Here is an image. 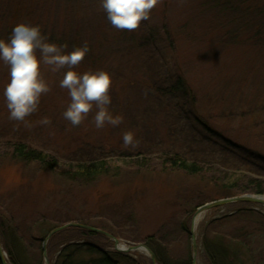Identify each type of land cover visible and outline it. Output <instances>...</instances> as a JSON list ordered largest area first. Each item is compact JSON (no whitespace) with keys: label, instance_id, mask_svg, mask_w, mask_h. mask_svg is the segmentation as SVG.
Masks as SVG:
<instances>
[{"label":"rangeland","instance_id":"rangeland-1","mask_svg":"<svg viewBox=\"0 0 264 264\" xmlns=\"http://www.w3.org/2000/svg\"><path fill=\"white\" fill-rule=\"evenodd\" d=\"M163 2L149 20L128 31L111 26L99 0H0L6 27L16 16L14 8L52 43L62 41L57 33L67 34L71 44L86 41L90 51L80 65L86 72L93 65L110 73V111L123 117L118 127L98 130L93 108L73 127L63 117L68 91L59 86L68 69L53 73L41 66L50 91L27 124L12 121L2 95L9 70L0 63V225L18 263L63 264V235L50 234L76 224L128 248L147 247L168 264H193L191 232L200 209L246 197L264 200V23H245L242 16L237 23H212L205 0H171L167 9ZM252 6L264 2L253 0ZM167 32L176 38L174 49ZM181 79L194 101L170 92ZM45 117L50 124L40 123ZM128 131L138 143L126 149L122 136ZM16 143L56 157L61 167L46 171L36 163H17L7 156ZM174 158L197 163L202 171L179 172ZM91 163H105L107 173L89 181L67 178V167ZM259 187L263 194L254 192ZM232 210L221 207L213 216ZM211 214H203L195 227L198 264H209L202 224ZM207 234L208 243L221 242L236 252V264H264V219L227 216ZM91 241L115 247L110 239ZM131 256L152 264L148 251ZM70 258L90 264L98 256L81 252Z\"/></svg>","mask_w":264,"mask_h":264},{"label":"clouds","instance_id":"clouds-1","mask_svg":"<svg viewBox=\"0 0 264 264\" xmlns=\"http://www.w3.org/2000/svg\"><path fill=\"white\" fill-rule=\"evenodd\" d=\"M107 21L117 30H136L160 0H99ZM66 44L52 43L44 36L38 25L19 23L13 27L7 39L0 38V63L8 67V83L3 87V99L12 121L28 123L27 117L36 113L41 99L49 91V85L41 73V66L51 72L62 69L59 86L68 91L70 103L63 112L65 120L73 127L81 125L95 108L93 122L96 129L106 125L118 127L123 122L121 115L110 111L112 79L105 70H89L83 74L72 69L77 67L89 53L85 41L82 46L67 51ZM38 53V55H37ZM40 123L50 124L45 117ZM124 148L136 147L138 141L132 131L122 136Z\"/></svg>","mask_w":264,"mask_h":264},{"label":"trees","instance_id":"trees-1","mask_svg":"<svg viewBox=\"0 0 264 264\" xmlns=\"http://www.w3.org/2000/svg\"><path fill=\"white\" fill-rule=\"evenodd\" d=\"M262 2H264V0H262ZM170 3L171 0H165V2H163V8L167 9L170 6ZM252 3L253 0H205L203 8L209 10L210 13H213L211 18L212 23H235V22L237 23V21L241 18V16L244 19H247L245 23H264V6L253 7ZM7 4L8 6L11 5L9 1L5 3V6H7ZM10 8H12V6H10ZM10 8L8 10H10ZM12 10L14 15L16 14V16L12 21H10V24L7 25V27L4 24V21L0 17V38L7 39L10 36L13 27L19 23H27L30 25H35L33 22H29L25 17L21 18L22 16L17 12V9L13 8ZM7 12L9 13L10 11ZM164 28H167V26H165ZM257 29L258 26L255 28L252 27L254 33H251V35L254 34V36H252L254 38H259V35L257 34ZM224 33L225 34L227 33L225 29L223 30V34ZM42 34L44 35V33ZM57 37L59 39L62 38V41L57 42L58 45L66 44L68 46L67 51L69 52L74 47L79 46L77 44L68 43L65 40L68 39L67 37H69L67 34L57 33ZM164 37H166L167 44L170 45L172 49H174L173 46L175 47L176 38L175 37L173 38V36L169 32H167V34L164 35ZM93 63L95 64L94 61ZM80 64L77 67H75L74 70L76 72L83 74L86 71ZM42 67H44V65H42ZM89 70H95L93 68V65ZM170 90H171L170 92L172 91H176L178 93L183 92L187 94L192 101H194L195 97L192 93V90L189 87H187L186 83L183 82L182 79L178 81L177 85L172 87V89ZM7 152H8L7 153L8 157L10 156L12 160H15L17 163L20 164L36 163L38 165L43 166V168L46 171H55L61 167L56 157L49 156L47 153L38 150L36 148H33L27 144L16 143L10 145L8 147ZM260 157L261 159L264 160L263 155H260ZM171 164H173L174 169L188 175H198L202 171L199 169L200 166L197 163L194 162L190 163L182 159L174 158L172 159ZM105 165H106L105 163H91L89 165L87 164L78 165L74 168L67 167L66 169L69 170L67 173V178H69L71 181L93 180L98 176L105 175L107 173V167ZM261 190L262 189L260 190L257 189L254 192L258 194H263V191ZM251 206H252L251 204H246V203H234L227 205V207L229 208L239 209L237 215L252 214L258 216L259 218L264 219V216H262L260 213H257L254 210L250 209L249 207ZM220 222H223V219L211 220L208 225L204 226L205 231L202 242L204 249V260L209 264H236L235 262L236 252L231 251V249L224 247L223 243L221 242L208 243L207 233L214 225ZM187 228H188L187 230H189L190 232L191 227H187ZM0 230H1L0 237L2 240V245L9 257L8 259L10 264H20L15 259L16 253L15 252L13 253V249H12L13 247H10L9 245L11 239L5 234V230L1 225H0ZM58 235H63L62 237L64 240L62 242L63 247L59 255V258L61 257L62 259H64L63 264H76L71 260L72 258L70 257H73L74 254L81 252H86L91 255L98 256V259H96L90 264H117L116 262H122V261L129 262V264H144L141 260H135L123 253L106 248L105 246H103L104 243L103 244L93 243L91 239L93 240V239L101 238L107 240V238L104 235L95 233L93 231L80 229V228H69L67 230L61 231L55 236ZM13 246L14 249H17L16 244L14 242H13ZM154 256L156 257L158 264H168L164 259H160V256L158 254L154 253ZM186 264H190V262Z\"/></svg>","mask_w":264,"mask_h":264},{"label":"water","instance_id":"water-1","mask_svg":"<svg viewBox=\"0 0 264 264\" xmlns=\"http://www.w3.org/2000/svg\"><path fill=\"white\" fill-rule=\"evenodd\" d=\"M236 202H240V203H254V204L264 205V200L263 199H255V198L246 197V198L228 200V201H223V202H219V203H215V204L208 205V206L204 207L203 209H200L199 214L201 212H205V211L211 210L213 208H218V207H221V206H224V205H228V204H231V203H236ZM68 228H84L86 230L93 231V232H96V233H100L101 234V231H98L97 229H93V228L88 227V226L73 224V225H68V226H65V227H62V228H59V229L54 230L50 234V237L56 235L57 233L65 230V229H68ZM102 234H105V233L102 232ZM105 235H107V234H105ZM191 235H192V246H193V259H192V263L193 264H197L198 245H197L196 235L194 233V229L192 230ZM107 236H109V235H107ZM115 242H116V244H118V241L117 240H115ZM139 248L140 247H133V248H130L129 251H135V250H137ZM145 248L151 254L153 264H156V258H155V256L152 254V252L147 247H145ZM45 256H47L46 242H45ZM0 262H1V264H9L8 258L6 256V253L4 252V248H3L2 243H1V237H0Z\"/></svg>","mask_w":264,"mask_h":264},{"label":"bare ground","instance_id":"bare-ground-1","mask_svg":"<svg viewBox=\"0 0 264 264\" xmlns=\"http://www.w3.org/2000/svg\"><path fill=\"white\" fill-rule=\"evenodd\" d=\"M141 252L147 253V251L146 250H143V249L141 250Z\"/></svg>","mask_w":264,"mask_h":264}]
</instances>
